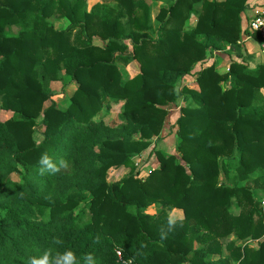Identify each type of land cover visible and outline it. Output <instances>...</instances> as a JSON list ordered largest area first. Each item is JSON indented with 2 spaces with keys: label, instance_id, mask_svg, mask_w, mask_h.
<instances>
[{
  "label": "trees",
  "instance_id": "1",
  "mask_svg": "<svg viewBox=\"0 0 264 264\" xmlns=\"http://www.w3.org/2000/svg\"><path fill=\"white\" fill-rule=\"evenodd\" d=\"M88 1L0 0V114H11L0 118V264L46 251L76 264H264V65L241 51L248 0ZM227 48L221 73L206 60ZM132 62L124 77L118 64ZM64 76L77 83L66 108H45ZM113 105L119 127L98 117ZM162 135L172 150L156 147ZM44 153L56 173H41ZM115 167L129 175L108 181ZM174 209L183 217L169 225Z\"/></svg>",
  "mask_w": 264,
  "mask_h": 264
},
{
  "label": "rangeland",
  "instance_id": "2",
  "mask_svg": "<svg viewBox=\"0 0 264 264\" xmlns=\"http://www.w3.org/2000/svg\"><path fill=\"white\" fill-rule=\"evenodd\" d=\"M95 3H101V0H89L88 1V8H91ZM159 6H160V4H158V3H152L151 4V19L152 20L157 15L158 10H159ZM191 19H193V21L191 20V23L194 24L195 18L191 17ZM48 21L50 23H52L53 27L56 30H65L69 25V23L66 20H58V19L51 18ZM192 26L193 25L189 24L188 27L191 28ZM6 31H7L8 35H17V33L19 31V27H11V28H8ZM245 35H248V33L245 32ZM245 35L243 37H245ZM243 39L244 38H242L241 40H243ZM94 43L97 45H102V42L97 38L94 39ZM241 46H242V44H241ZM241 49H242V47H241ZM241 51H242L243 57H245L244 62L249 67H255L258 64L264 65V56H263L264 53L260 54L262 57L259 59L255 58V60H250V59L247 60L244 48ZM216 54H219V55H217L218 58L217 57L216 58L217 59L220 58V59L216 62L215 68H217V71H219L221 73L226 72L228 70L229 63L235 57L234 53H231L228 50V48L223 50V51H215V52L208 54V58H207L206 62L209 63L210 58H214L216 56ZM118 66H119L120 72H122L123 76L127 77V78L130 76H134L139 70V66L136 62H132V63L128 64L127 66H123L122 64H118ZM188 81H190V80H188ZM76 87H77V83L74 81H70L69 78L65 77V76L61 82L51 83L50 88L53 91L54 95L50 98L49 101H47L44 104V107L47 108L48 106L51 105V103H54V104H56V106L59 109H65L67 104H68V99L72 96ZM121 109H122L121 105H113L108 111L106 109L102 110V112H100L98 114V117L109 118L111 126L119 127L123 124V120H122L121 115H120ZM10 117H11V114H5V113L0 114L1 119H8ZM166 130L170 131V128H168ZM37 138H38V135H37ZM166 141L169 142V144H166L167 147L169 146L168 149L172 150L173 144H174V143H172L173 138L172 139L169 138ZM167 152H168V150H167ZM138 161H140V160H138ZM143 172H144V170H141V173H143ZM125 176H126V174H123L118 169H115V170L111 169L108 173V181H110V182L120 181V180L127 177V176L126 177ZM140 176L144 177V173L141 174ZM262 205H264V202L262 203ZM151 211H153V210H151ZM231 241L235 242L237 245H240V243L237 241L235 236H230L225 241V243H228Z\"/></svg>",
  "mask_w": 264,
  "mask_h": 264
},
{
  "label": "crops",
  "instance_id": "3",
  "mask_svg": "<svg viewBox=\"0 0 264 264\" xmlns=\"http://www.w3.org/2000/svg\"><path fill=\"white\" fill-rule=\"evenodd\" d=\"M219 1H223V0H219ZM262 11H264V0H248V1H246L245 10L243 11V13L241 15L242 19L244 18V21L242 20V23L247 26L249 23V20H251L250 18H252L254 15H256ZM191 20L193 21V19H191ZM190 25H194V24H192L190 22ZM243 38L244 39L242 40L241 44H242V49L244 48V51L246 53L247 60L248 59L255 60V58H257V59L261 58L262 56L260 54H262V52L260 51L258 41L256 39H254V37L252 35H250V36L245 35V37H243ZM217 55H219V54H216V56L214 58H210L209 61L216 64V62L220 59V58L217 59L218 58ZM216 70H217V68H216ZM130 77H132V76H130ZM182 106H183V102L179 101L177 103V106L172 108L169 111V114H168L167 119H166V124H172L175 121V119L178 117V115L180 113V108ZM165 133L167 134V131H165ZM161 138H162V140H159L158 142H156V147L158 149L167 151L169 146L167 147L166 144H169V142L166 140L169 138L172 139V137L171 136L166 137V135H162ZM172 143H174V140L172 141ZM115 169H118L123 174H126V176H128V174H129L127 169L118 168V167L112 168V170H115ZM113 182H115V181H113ZM170 216L172 218L179 220V219H182L183 213L181 210L174 209L171 212Z\"/></svg>",
  "mask_w": 264,
  "mask_h": 264
},
{
  "label": "clouds",
  "instance_id": "4",
  "mask_svg": "<svg viewBox=\"0 0 264 264\" xmlns=\"http://www.w3.org/2000/svg\"><path fill=\"white\" fill-rule=\"evenodd\" d=\"M40 168L41 173L43 174L45 171L50 173H56L59 169L57 168L56 164L52 162V159L47 155V153L42 154L40 161ZM63 165V161H61ZM175 223V218H169V225ZM56 244H60V240L54 241ZM85 264H98L97 259L89 254L85 258ZM29 264H76V258L71 251L65 252L63 254L57 253L54 257L50 258V254L48 251L44 253L42 257L39 259L33 257L30 259Z\"/></svg>",
  "mask_w": 264,
  "mask_h": 264
},
{
  "label": "built area",
  "instance_id": "5",
  "mask_svg": "<svg viewBox=\"0 0 264 264\" xmlns=\"http://www.w3.org/2000/svg\"><path fill=\"white\" fill-rule=\"evenodd\" d=\"M248 36L257 33L260 37L259 48L264 53V11L254 15L247 25ZM117 256L120 258V252H117Z\"/></svg>",
  "mask_w": 264,
  "mask_h": 264
}]
</instances>
